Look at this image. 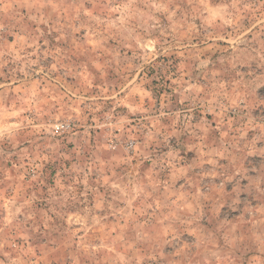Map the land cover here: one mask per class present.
Returning <instances> with one entry per match:
<instances>
[{"label": "rangeland", "instance_id": "obj_1", "mask_svg": "<svg viewBox=\"0 0 264 264\" xmlns=\"http://www.w3.org/2000/svg\"><path fill=\"white\" fill-rule=\"evenodd\" d=\"M0 264H264V0H0Z\"/></svg>", "mask_w": 264, "mask_h": 264}]
</instances>
